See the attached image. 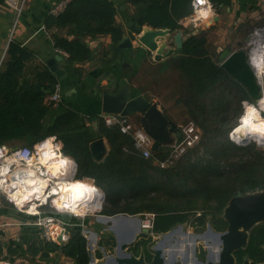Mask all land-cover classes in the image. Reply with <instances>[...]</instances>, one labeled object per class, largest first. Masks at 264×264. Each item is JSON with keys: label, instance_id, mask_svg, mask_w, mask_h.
I'll return each instance as SVG.
<instances>
[{"label": "trees", "instance_id": "obj_1", "mask_svg": "<svg viewBox=\"0 0 264 264\" xmlns=\"http://www.w3.org/2000/svg\"><path fill=\"white\" fill-rule=\"evenodd\" d=\"M126 1L133 6L127 22L130 36L140 33L144 26L182 30V47L168 57L167 64L181 80L176 102L199 128L200 140L173 166L158 167L154 158H165L169 146H159L151 151V157L143 158L134 148L131 135L122 133L116 125H106L99 115L94 130L92 115L76 110L63 94V81L46 65L30 70L27 62L31 52L11 40L0 66V143L14 147L18 145L12 143L14 140L24 139L25 145H32L55 134L62 141L63 152L76 161L77 177H91L104 190L102 214L154 213L152 231L157 233L187 221L189 213L203 210L195 224L204 223V216L211 215L214 223L224 226L220 214L230 197L264 188V150L253 142L236 145L228 139V132L239 122L236 117L241 101L252 99L220 66L218 54L208 46L205 29L194 32L180 22L191 13L192 0ZM209 1L217 13L231 2ZM116 12L112 0H71L58 15H47L45 28L51 30L54 47L67 53L73 63L92 59L88 39L110 35L113 54L108 61H114L113 55L116 57L121 49L117 44L124 35ZM76 72L81 75L77 68ZM56 83L61 86L62 99L52 107L45 98ZM96 137H104L109 146L101 162L94 161L89 151L88 145ZM263 244L264 222L250 231L246 247L235 252L236 260H263ZM39 250L43 260L51 253L71 259L72 264H88L91 260L82 227L76 225L68 228L64 244L46 241ZM96 257H101L99 251Z\"/></svg>", "mask_w": 264, "mask_h": 264}, {"label": "built area", "instance_id": "obj_2", "mask_svg": "<svg viewBox=\"0 0 264 264\" xmlns=\"http://www.w3.org/2000/svg\"><path fill=\"white\" fill-rule=\"evenodd\" d=\"M2 1L12 11L16 23L25 9L27 0ZM70 1L57 0L48 13L58 15ZM191 6L192 10L187 18L193 29L203 21H213L217 15L214 5L209 0H192ZM243 48L256 76L261 98L256 102L243 100L241 104L244 111L245 106L249 104L258 107L263 116L264 106L260 102L264 100V24L251 31ZM59 52L65 57L68 56L63 51ZM61 99V86L56 83L53 91L45 98V102L56 107ZM99 116L106 125H116L122 133L131 135L134 148L143 158L151 156L153 140L143 131L139 123L133 126L130 116L112 112H101ZM233 131L234 128L228 132V138L232 141L242 145L251 142L249 140L251 137L238 138V134ZM200 137L201 132L193 121L188 120L179 125V137L171 146V151L155 164L160 168L173 166L189 147L200 140ZM260 146L264 147V144ZM76 168V161L63 152L62 141L55 134L46 136L32 145L10 147L0 143V207L3 200H7L17 210L37 216L38 219L34 223L42 227L44 239L64 244L68 240L69 227L81 226L83 230L88 218L102 216L101 210L105 200L104 190L94 182L93 178L75 176ZM74 179L90 181L93 188L89 193L79 197H74L70 192L68 198L62 200V190L69 188V181ZM47 208L52 210L47 211ZM61 213L67 214V217H63ZM153 217L154 214L145 220L140 217L141 227L152 230ZM0 264L18 263L0 260Z\"/></svg>", "mask_w": 264, "mask_h": 264}, {"label": "crops", "instance_id": "obj_3", "mask_svg": "<svg viewBox=\"0 0 264 264\" xmlns=\"http://www.w3.org/2000/svg\"><path fill=\"white\" fill-rule=\"evenodd\" d=\"M56 1L27 0L24 11L18 21L14 23L12 11L0 0V66L6 57V50L11 40L19 42L31 52V57L27 62L30 70H33L37 65L47 66V61L50 58L56 55L61 56V59L58 60L59 65L67 73L66 78L62 80L63 94L69 98L76 110L86 115H100L102 92L116 91L123 85L129 87L132 96L141 94L149 101H156V99L149 98L141 87L140 89L137 85L131 84L130 80L134 75H138L146 65L165 63L168 57L156 60L155 54L136 40L137 34H133V37L129 35L127 22L133 11V6L126 0H112L117 9L116 22L122 26L123 36L130 37L133 45L131 48L120 47L116 57L113 55L114 61H108L113 54L110 51L111 37L110 35H100L88 39V44L93 49L92 59L73 63L54 47L50 35L51 30L45 28L48 11ZM261 16H264V0H231L230 5L220 9L219 18L214 23L225 20L229 25L237 26L240 22H245L248 19L258 20ZM187 17L182 18L180 22L185 26H190ZM208 21L210 20L202 22L207 29L211 28L209 25L213 24H208ZM199 29L196 27L194 32ZM168 45V47L174 46L173 43ZM238 47L230 50L241 48ZM76 68L81 71V75H78ZM78 97L83 99L77 101ZM85 98L87 99L85 100ZM158 107L179 125L185 123H180L176 118L167 114L162 109L160 101ZM136 114L139 117L138 113L129 116ZM176 136L179 137V132ZM12 143L26 144V141L16 139ZM37 219V216L23 213L13 207L9 201L3 200L0 207V260L14 261L18 264H37L48 259H53L55 262L58 261L57 259L65 257L61 254L51 253L48 259H42L39 246H42L46 240L42 236V227L34 223Z\"/></svg>", "mask_w": 264, "mask_h": 264}, {"label": "water", "instance_id": "obj_4", "mask_svg": "<svg viewBox=\"0 0 264 264\" xmlns=\"http://www.w3.org/2000/svg\"><path fill=\"white\" fill-rule=\"evenodd\" d=\"M218 18V15H216L213 22L217 21ZM136 40L140 45L154 53V58L159 60L173 55L182 47L183 32L182 30L173 32L168 28L144 26L136 36ZM169 43H173L174 46L168 47ZM117 45L121 48H131L133 46L130 37L124 36ZM60 59L61 56L59 55L50 58L47 61V66L55 77L62 81L66 78L67 73L59 65L58 60ZM218 59L220 66L246 89L252 101L260 98V88L253 69L247 61L246 50L243 47L235 50L225 48L220 52ZM100 110L102 113L112 112L123 116L138 113V122L141 128L153 140L152 151H156L159 146H172L176 142L179 124L164 114L156 101H149L141 94L132 96L127 85L119 87L116 91H103ZM91 125L94 130H97L96 114L91 116ZM88 146L91 157L96 162L103 161L109 152V146L104 137H96ZM102 217L109 219L111 224L108 226L107 231L116 238L115 254L108 256L104 264H264V259L255 261L245 257L241 262H238L235 257L237 250L246 247L253 227L264 222V188L230 197L220 214V217L227 223L226 228L222 231L215 230L211 225L212 216H207V231L203 232L202 235L205 238L208 237L217 248L212 249L208 245L204 261L199 260L197 257L190 258L189 244H185L184 249L182 248L183 252L178 254L179 249L183 246L181 243L166 244L164 242L167 234L172 236V232L183 227L184 223L171 227L167 231L159 232L161 238L148 246L151 251V258L146 260L143 248L140 249L138 254H135L132 250H126L127 244L136 241L139 232L147 233L149 231L141 227L140 217L125 213L102 215ZM133 218H137V220H135L133 226H129ZM119 224L123 225L122 230L115 231L114 228ZM93 262L94 258L91 256L88 264Z\"/></svg>", "mask_w": 264, "mask_h": 264}, {"label": "rangeland", "instance_id": "obj_5", "mask_svg": "<svg viewBox=\"0 0 264 264\" xmlns=\"http://www.w3.org/2000/svg\"><path fill=\"white\" fill-rule=\"evenodd\" d=\"M243 22H240V24H238L237 26H234L231 24L229 25L225 20L221 22H216V23H214L213 21H208L207 22L208 24L213 23L212 25H209L211 26V28L207 29V27H205L203 23L200 24L198 27L200 29L201 28L207 29L205 30V35L207 38L208 46L212 51H214L219 56L220 52L225 48L234 49L238 46L241 48L244 47L246 45L247 36L251 33V31L255 27L264 24V16H261L260 18H258V20L248 19V20H245L244 23ZM130 82L131 84L137 85L138 88L141 87L144 93L149 98L156 99L158 103L160 101L162 109L167 114H170V116H173L174 118H176V120H178L180 123L188 122L189 119L184 113V109L182 108V105L176 102V96L178 95V92L180 90L179 85H181V80L177 76L176 71H173L172 68L169 67V65L167 64V61L165 63L163 62L162 64L157 63L154 65H150V64L146 65V67H144L143 70H141L138 75L133 76ZM82 99L83 98L78 97L77 101L78 100L80 101ZM86 99L87 98H85V100ZM258 100H255L253 102H256ZM77 104L80 105V103H77ZM243 109L244 108L242 104H240L241 111L237 115L236 121L237 119L239 120L241 114L243 113ZM263 116H264V113H263ZM129 119L131 123L133 124V126H136V123L138 122V115L137 114L132 115L130 116ZM250 137L251 138L249 140L256 144L257 146L256 148L264 150V147L260 146L261 143H259L254 136L250 135ZM228 139L236 145H242V144H238L232 141L230 138ZM19 145H25V144H18L17 146ZM169 147H170L169 151H171L170 149L172 148L171 146ZM168 153L166 155H168ZM189 155L192 157H195L194 153H190ZM186 157H184L183 160ZM75 176H77V168H76ZM103 205H106V200H104ZM46 210L51 211L52 209L47 208ZM202 212L203 210H198L195 213H189V219L187 221L182 222L184 223V226L179 229V232L177 231V233L173 234L172 236L165 238L164 242L166 244L175 243L176 239H178V241L180 240V243L182 242L181 244L183 246H185V244L190 243L188 245L189 252L193 248L197 252V255L199 254V252H201L199 255V258H200L199 260L203 259L204 261L205 255L207 254V246L208 245L213 246L214 243H212L208 237L205 238L202 235L203 232L207 231V226H206V230H200V228L195 229L196 225L198 224H195L196 222H195L194 216L198 217L196 215H200L202 214ZM125 214H128V213H125ZM152 214L154 213L144 212L143 215L142 213L130 214V215L134 217H141L143 220H145L147 217H150ZM61 215L63 217H67V214L65 213H61ZM88 219H87L88 221H86L85 227L82 230V233H84V235L86 236L87 245L91 253V256L92 257L94 256L93 258H96L97 251H99V253L101 254V257H97L98 259H95L94 261L99 264H104L108 256H112L115 254L116 238L107 231V228L111 223L109 219H107L106 217H102V216L90 217ZM135 220H137V218H133L129 226L131 225L133 226ZM204 225L205 223H203V226H201L202 229L205 228ZM122 228H123V225L119 224L114 228V230L119 231V230H122ZM192 232L194 234H190ZM208 233L210 234L209 231ZM144 235L147 236V241L149 240L147 242L148 246H151L152 244H154L155 241H158L161 238V235L159 232L156 233L152 231V232L145 233V234H143V232H139L135 240L141 239ZM132 245H133V242L130 244H127L126 250H131ZM57 260L58 261H55L57 264H72V260L67 257L59 258ZM47 261L49 262V264L55 263L53 259H48ZM107 264H111V263H107Z\"/></svg>", "mask_w": 264, "mask_h": 264}, {"label": "bare ground", "instance_id": "obj_6", "mask_svg": "<svg viewBox=\"0 0 264 264\" xmlns=\"http://www.w3.org/2000/svg\"><path fill=\"white\" fill-rule=\"evenodd\" d=\"M260 103L262 106H264V100H261ZM233 133L238 134L237 135L238 138L250 137V135H252L256 138V140H258V142H260L261 144H264V116L261 115L260 109L252 104L245 106V111L243 109V113L240 116V120L238 124L235 125ZM157 160H160V159H154V163ZM90 185L93 188V185L90 181H79L75 179L71 180L69 181V188H64L62 190L61 199L62 200L67 199L69 195L68 193L70 192L72 193L74 197H79L85 193H89L91 191ZM177 231L179 232V229H176V231L172 232V235L177 233ZM168 237H169V234L165 236V238H168ZM209 246L212 249L217 248L215 244L213 246L212 245H209ZM183 247L184 246H182L181 249H179L180 252H178V254H181L183 252L182 251Z\"/></svg>", "mask_w": 264, "mask_h": 264}, {"label": "flooded vegetation", "instance_id": "obj_7", "mask_svg": "<svg viewBox=\"0 0 264 264\" xmlns=\"http://www.w3.org/2000/svg\"><path fill=\"white\" fill-rule=\"evenodd\" d=\"M196 216H198V217H195L194 216V218H195V222L196 221H198V219L202 216V214H200V215H196ZM207 216L208 215H206V216H204V223H205V225H204V229H202V227L201 226H203V223L202 224H200V225H196V227H195V229H199L200 228V230H205L206 229V226H207V221H208V219H207ZM192 218V217H191ZM214 221V218L212 217L211 218V225H213V227H214V229L215 230H218V231H222V230H224L225 228H226V226H227V223H226V225H218V224H216V223H214L213 222ZM182 222H177V223H175L174 225H172L171 227H174V226H176V225H178V224H181ZM170 227V228H171ZM219 227V228H218ZM169 228V229H170ZM168 229V230H169ZM167 231V230H166ZM199 231V230H198ZM149 232H152V230H150V231H148L147 233H149ZM146 232H143V234H145ZM190 234H194L193 232L192 233H190ZM201 234V233H200ZM177 241L175 242V243H172V244H180V240L178 241V239H176ZM143 241L145 242V243H143ZM182 243V242H181ZM148 243H147V236H143L141 239H139V240H136L134 243H133V245H132V248H131V250L135 253V250L137 251V253H135V254H138L139 253V251H140V249L141 248H143L144 249V252H145V258H146V260H149L150 258H151V251L148 249V245H147ZM200 253L201 252H199V254L197 255V252L194 250V248L190 251V253H189V255H190V258L192 259V258H194V257H197L198 259H200L199 258V255H200ZM193 256V257H192ZM201 261H203V259H201Z\"/></svg>", "mask_w": 264, "mask_h": 264}]
</instances>
